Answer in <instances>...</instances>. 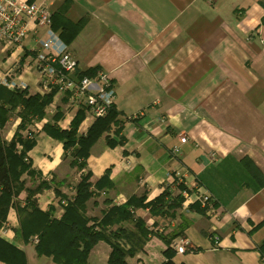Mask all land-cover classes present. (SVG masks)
<instances>
[{
  "label": "crops",
  "instance_id": "1",
  "mask_svg": "<svg viewBox=\"0 0 264 264\" xmlns=\"http://www.w3.org/2000/svg\"><path fill=\"white\" fill-rule=\"evenodd\" d=\"M26 1L50 14L66 5L63 16L68 21H84L64 45L77 72L102 71L111 78L120 131L108 135L123 140L110 148L103 134L89 148L85 168H71L61 143L42 130L53 123L56 112L62 115L56 125L68 129L77 112L64 95L55 93L43 117L28 128L34 134L27 153L31 167L43 180L59 184V192L68 198L80 176L89 173L95 197L85 204V212L97 219L132 197L144 196L147 203L167 187L172 197L179 193L178 184L188 195L198 189L211 201V215L200 211L195 194L188 200L183 192L173 218L151 217L143 209H135L134 216L164 237L182 232L171 243L174 264H264L256 250L264 240V0ZM28 27L22 46L0 57V86L13 82L29 95H44L49 92L41 90L34 58L46 36L32 22ZM18 111L0 130L5 142L20 123ZM93 121L84 112L78 133L84 134ZM105 173L109 186L101 180L98 190ZM29 181L32 186L25 183V188L34 189L37 180ZM25 197L22 191L18 204ZM35 199L41 211L53 207L54 217L62 214L65 200L52 188ZM5 220L0 238L21 250L27 264H54L37 256L32 242L25 244L15 235L19 225L14 206ZM117 228L135 231L130 223L110 230ZM140 247L126 264L165 260L161 239L149 236ZM110 251L107 243L97 242L87 264H108Z\"/></svg>",
  "mask_w": 264,
  "mask_h": 264
},
{
  "label": "trees",
  "instance_id": "2",
  "mask_svg": "<svg viewBox=\"0 0 264 264\" xmlns=\"http://www.w3.org/2000/svg\"><path fill=\"white\" fill-rule=\"evenodd\" d=\"M66 5H62L55 13L50 14L51 29L58 34L59 39L65 45H69L74 36L81 29L84 21L77 23L68 21L63 16ZM81 77H91L96 71L86 70L78 72ZM56 89L44 95H29L26 89L9 91L0 86V130L18 108L20 123L9 142L0 137V229L6 226V213L9 207L14 206L18 218V229L15 235L23 242H32L36 239L34 250L37 256L47 257L54 264H87V258L92 247L99 241L107 243L110 247L108 264H126L125 259L134 256L141 248V244L149 236L161 239L165 244L163 256L165 260L160 264H174L172 257L174 250L171 247L173 240L182 236V232L173 233L164 237L161 233L148 230L145 222L134 216L135 209L147 210L151 217L173 218L176 211L183 203L182 193H187L186 187L177 185L179 193L172 197L168 187L154 200L144 203L145 197L129 198L124 204L112 205L105 210L100 219L86 216V203L92 199L94 193L90 190V174L80 176L75 186L74 195L68 198L58 190L59 184H53L42 179L41 174L31 167V161L27 153L34 145V134L28 128L44 115V108L51 102ZM119 113L114 106L108 111L104 118L95 119L84 134L78 133V127L83 120L84 110L78 109L71 120L68 129H60L56 123L61 114L53 115V123L44 125L42 130L59 141L63 149V159L69 158V166L81 171L85 168V160L91 145L103 134L108 147L123 144V140L115 141L112 136H117L120 128L117 120ZM114 128V129H113ZM26 135L22 136V133ZM23 176L35 181L34 189H26ZM105 173L96 184V189L101 190L100 181L109 186ZM53 189L59 200H65L62 204V214L54 217L53 207L47 211H41L36 204V195L44 189ZM24 191L26 197L23 205L18 204L17 198ZM108 201H105V203ZM110 204V201L107 203ZM200 206V204L196 203ZM194 205L189 206V210ZM201 212L204 209H200ZM130 223L134 227V233L117 228L111 231L114 225ZM261 260L264 261V240L256 246ZM0 262L3 264H27L25 254L15 246L0 238Z\"/></svg>",
  "mask_w": 264,
  "mask_h": 264
},
{
  "label": "built area",
  "instance_id": "3",
  "mask_svg": "<svg viewBox=\"0 0 264 264\" xmlns=\"http://www.w3.org/2000/svg\"><path fill=\"white\" fill-rule=\"evenodd\" d=\"M31 22L35 27L43 28L46 36V40H39L40 51L34 58L41 90L50 92L56 89V93L65 96L69 108L84 110L92 120L104 118L114 106L111 78L102 71H97L91 77L79 76L76 61L52 31L50 13L45 8L26 0H0V54L21 45ZM3 84L12 90L23 89L13 82L3 81ZM180 142L184 143L185 138H181ZM192 194H195L206 215H211L213 207L206 193L197 189ZM191 195L184 193L188 200ZM32 240V243H36L35 238ZM175 248L176 252H183L181 246Z\"/></svg>",
  "mask_w": 264,
  "mask_h": 264
},
{
  "label": "rangeland",
  "instance_id": "4",
  "mask_svg": "<svg viewBox=\"0 0 264 264\" xmlns=\"http://www.w3.org/2000/svg\"><path fill=\"white\" fill-rule=\"evenodd\" d=\"M32 3V2H31ZM24 40H25V38H24ZM24 40L22 41V43H21V45L18 47V48H20L21 46H22V44H23V42H24ZM9 49H11V48H9ZM9 49H7L6 51H8ZM13 49V48H12ZM6 51H4L3 53H1L0 54V57H1V55H3ZM34 63H35V61H34ZM65 97V96H64ZM65 102H66V98H65ZM67 104V103H66ZM68 160V159H67ZM26 178V177H25ZM25 183L27 184L28 183V185H30V186H32V184H30V181H29V179H25ZM73 181L71 182V184H69L70 185V189H68V193L71 195V193L73 192ZM72 187V188H71ZM101 199L102 198H99V200L101 201ZM95 214H97V213H95ZM90 215L92 216L93 214L92 213H90ZM89 218H90V216H89Z\"/></svg>",
  "mask_w": 264,
  "mask_h": 264
}]
</instances>
